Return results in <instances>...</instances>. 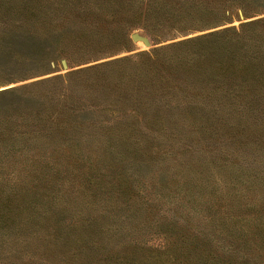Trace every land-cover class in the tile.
Returning <instances> with one entry per match:
<instances>
[{
	"label": "rangeland",
	"instance_id": "1",
	"mask_svg": "<svg viewBox=\"0 0 264 264\" xmlns=\"http://www.w3.org/2000/svg\"><path fill=\"white\" fill-rule=\"evenodd\" d=\"M153 3L218 16L161 28ZM260 19L264 0H0V93L28 97L7 111L27 127L4 143L0 264H264V88L223 74L254 95L199 100L207 58L170 85L148 58Z\"/></svg>",
	"mask_w": 264,
	"mask_h": 264
},
{
	"label": "trees",
	"instance_id": "2",
	"mask_svg": "<svg viewBox=\"0 0 264 264\" xmlns=\"http://www.w3.org/2000/svg\"><path fill=\"white\" fill-rule=\"evenodd\" d=\"M195 7V12H190V9L192 8L186 11L189 15L184 19H179L178 15L180 14H176L169 9L167 10L166 7H162L160 9H166V12L158 11L155 8L154 3L151 7H147L146 13H148L151 17L155 16L158 19L161 28H173L174 26L181 28L187 26L193 27L197 24H201L202 22L204 23L202 18L209 20V17L216 18L218 16V13L215 12L216 10L211 9L207 11L205 10L197 17L198 13H196V11H200V9H198L197 6H194L193 8ZM148 58L151 63H157L158 67H151L153 73H158V75L163 72L166 73L165 75H159V82L163 84L168 79L167 85H170L169 83L174 79L169 73H172L173 71L178 73L180 68L184 67L183 61L186 62V65L187 63L189 64V69L194 70L192 64L194 63L195 65V61L197 64L199 63L196 65L199 67L201 61L207 58L208 60H206V62H208L207 65L210 67H206L210 69V71L207 70L208 76L214 77L211 81H209V85L206 84V88H209L208 93L198 94L200 97L199 100H205V96L208 98H213L214 96L221 98L225 97L230 100L243 96H253L254 94L243 92V90L239 87L222 86L213 84L212 82H217L218 78H221L223 77V74H226L231 78L238 77L244 81H248L247 85H251L252 82L258 83L262 86L259 91H263L264 19L246 22L240 29H236L234 27L224 28L223 30L212 31L199 36L172 42L166 46L155 49V52H153L151 56H148ZM109 65L110 64L108 63L103 65L97 64L86 68L85 70L83 69L84 71L82 70L79 74L81 76L94 73L104 74L103 68L110 67ZM156 68H158V70H155ZM148 76L149 78L151 77L150 75ZM152 78H155V75ZM102 83L101 87H103ZM171 83L173 84V82ZM174 84L175 88L178 87V90L179 88L186 87L184 83L179 85L178 82L174 81ZM189 85H195V83H189ZM203 88L204 87H202V89ZM104 89L105 88H102L101 90L103 92L107 91V89ZM16 93L17 90L15 88L8 89L0 93V169L4 158L10 156L8 154L9 150L6 149L4 143L11 138H14V134L19 133L22 129L27 127L23 125V121L19 120V117L16 120L12 114H8L7 112L11 110V105L23 104L28 98L19 97ZM29 102H32V100ZM30 105H32V103H30ZM91 105V108H93L94 105ZM188 108L189 107H186L185 109L188 111ZM81 112L82 111H78V113ZM204 114L207 115L208 113L204 112ZM29 119L35 122L41 120L40 112L33 108V112L30 114ZM13 120L15 122H12Z\"/></svg>",
	"mask_w": 264,
	"mask_h": 264
},
{
	"label": "water",
	"instance_id": "3",
	"mask_svg": "<svg viewBox=\"0 0 264 264\" xmlns=\"http://www.w3.org/2000/svg\"><path fill=\"white\" fill-rule=\"evenodd\" d=\"M131 38L133 41H141L145 46H151V41L149 40V38L139 34V32H133L131 34ZM64 64L66 65L65 62Z\"/></svg>",
	"mask_w": 264,
	"mask_h": 264
},
{
	"label": "bare ground",
	"instance_id": "4",
	"mask_svg": "<svg viewBox=\"0 0 264 264\" xmlns=\"http://www.w3.org/2000/svg\"><path fill=\"white\" fill-rule=\"evenodd\" d=\"M140 34V33H139ZM142 35V34H141Z\"/></svg>",
	"mask_w": 264,
	"mask_h": 264
}]
</instances>
